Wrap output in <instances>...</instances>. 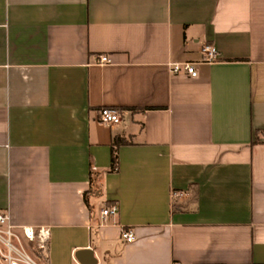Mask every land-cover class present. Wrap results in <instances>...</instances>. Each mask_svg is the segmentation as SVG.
<instances>
[{"label": "crops", "instance_id": "obj_1", "mask_svg": "<svg viewBox=\"0 0 264 264\" xmlns=\"http://www.w3.org/2000/svg\"><path fill=\"white\" fill-rule=\"evenodd\" d=\"M2 211L43 264H264V0H0Z\"/></svg>", "mask_w": 264, "mask_h": 264}, {"label": "built area", "instance_id": "obj_2", "mask_svg": "<svg viewBox=\"0 0 264 264\" xmlns=\"http://www.w3.org/2000/svg\"><path fill=\"white\" fill-rule=\"evenodd\" d=\"M205 61L212 62L218 59V50L214 45L202 47ZM107 55L100 57V62H108ZM197 62L171 63L173 73H186L189 77L198 76ZM98 120L107 125L119 123L122 120L121 112L114 107H102L98 112ZM183 192H173V197L183 196ZM118 205L113 204L102 210L103 218L118 213ZM122 238L126 242L136 239L132 228L122 230ZM50 242V229L47 226L33 227L17 225L12 222L10 214L0 212V260L3 264H40L31 254L30 249L38 248L46 256Z\"/></svg>", "mask_w": 264, "mask_h": 264}, {"label": "trees", "instance_id": "obj_3", "mask_svg": "<svg viewBox=\"0 0 264 264\" xmlns=\"http://www.w3.org/2000/svg\"><path fill=\"white\" fill-rule=\"evenodd\" d=\"M126 141L122 137L114 138L111 146L112 150V163L110 167V171H117L119 168V161H118V149L119 147L124 144Z\"/></svg>", "mask_w": 264, "mask_h": 264}, {"label": "rangeland", "instance_id": "obj_4", "mask_svg": "<svg viewBox=\"0 0 264 264\" xmlns=\"http://www.w3.org/2000/svg\"><path fill=\"white\" fill-rule=\"evenodd\" d=\"M40 263V262H39ZM40 264H43V263H40Z\"/></svg>", "mask_w": 264, "mask_h": 264}]
</instances>
